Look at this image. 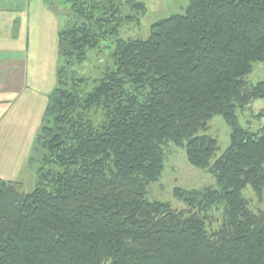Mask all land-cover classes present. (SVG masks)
Instances as JSON below:
<instances>
[{"label": "trees", "instance_id": "trees-1", "mask_svg": "<svg viewBox=\"0 0 264 264\" xmlns=\"http://www.w3.org/2000/svg\"><path fill=\"white\" fill-rule=\"evenodd\" d=\"M66 2L28 160L36 184L0 177V264H264V209L244 194L264 195V125L240 121L264 99V80L249 79L264 62V0H189L147 38L121 36L123 0ZM105 48L99 77L78 71ZM215 116L230 127L220 155L202 133ZM170 142L216 178L175 187L181 209L148 196Z\"/></svg>", "mask_w": 264, "mask_h": 264}, {"label": "rangeland", "instance_id": "rangeland-1", "mask_svg": "<svg viewBox=\"0 0 264 264\" xmlns=\"http://www.w3.org/2000/svg\"><path fill=\"white\" fill-rule=\"evenodd\" d=\"M13 1L0 0V8L9 7L18 1L20 5L15 16V30L16 32L19 30L21 35L23 20H29V27L32 32L30 40L25 41L24 47L22 42H18L20 46L15 51L16 54H11L5 58L0 57V77H5V80L0 81V87L4 89H0V138L7 137L8 134L14 132L12 141L14 138L28 141L32 136L36 137L38 121L46 107V95L53 85L54 67L58 63L57 36L59 29L65 24L70 4L66 0ZM129 1L132 2V0H123L124 3H127L125 13L131 15L130 20L122 26L121 36L126 38H147L153 23L171 14L184 12L189 4V0H136L143 2L145 9L138 11L136 7L132 6L133 4H128ZM38 2L46 4L47 8L54 11V14L47 15L45 10L38 12ZM28 6L29 11L26 9L23 11L24 7ZM26 12H28V16ZM0 44L3 43L0 42ZM109 53L108 48H105L104 51H96V53L91 52L90 59L83 66L77 67L78 71L87 77H99L101 72L110 64ZM11 64L15 67L12 68ZM5 67L6 69L10 68L11 72L5 74V69H2ZM14 68L18 72L17 82L12 76ZM249 79L251 82L264 80V62L255 64V69ZM7 110L11 111L7 113ZM240 116L241 123L245 126H251L253 130L263 126L264 99L253 102L240 112ZM11 122H13L14 131L9 130L4 133L7 127H3L4 124L7 125ZM22 122L26 124L25 129L20 127ZM202 133L211 135L218 140L220 147L218 155L230 143V127L221 116L213 117L209 122V128ZM35 137L32 139L33 143L31 142L32 147ZM0 144V177L3 179L13 178L15 180L12 181L22 183L25 191L32 190L36 184V173L30 167L29 161L23 163L25 156L22 148L16 150L13 147V142L10 143L8 140L6 143L1 142ZM215 184L216 178L209 170L198 168L188 161L185 147L170 142L166 146V159L162 175L158 181L150 184L148 196L151 200L171 202L174 208L181 209L184 204L175 197V187L201 189ZM244 192L253 207L264 209V195L260 198L251 187H247ZM219 213L216 211L214 214L213 226L219 218Z\"/></svg>", "mask_w": 264, "mask_h": 264}, {"label": "crops", "instance_id": "crops-1", "mask_svg": "<svg viewBox=\"0 0 264 264\" xmlns=\"http://www.w3.org/2000/svg\"><path fill=\"white\" fill-rule=\"evenodd\" d=\"M19 5H20L19 2L15 1V4L12 3L11 5H9V7L0 8V42L3 43V44H0V57H4L5 58V57H8V56H11V54H14V53L16 54L15 51H17V49L20 46L18 42L19 41L22 42V46L24 47L25 41L30 40V38H31V32L32 31H31V28L29 27V20L28 21L23 20V23H22V34L21 35L19 33V30H17V32L15 30V22H16V17L15 16L17 14V10L19 8ZM37 5H38V7H37L38 8V12H41V10H45L47 12V15L51 14V13L54 14V11H52L50 8H47L46 4L44 5V3H42V2H38ZM25 9H26V11H29V6L28 7H24L23 11H25ZM1 11H3V12H1ZM26 14L28 16V12H26ZM61 24L62 23L60 21V26H61ZM57 38H58V36H57ZM10 41H12L13 43H11ZM57 61H58V59H57ZM57 65H58V63H57ZM57 65H55V67H54V72H55L54 75H55V77H54L53 85H52V87L50 89V92L53 90V88L56 85V81H57ZM13 67H15V66L12 65V68ZM2 69H5V74H8V73L11 72L10 68L6 69V67H5V68H2ZM17 74H18V72L16 71V68H14L12 76H13L15 82H17L16 80H18V75ZM2 79L5 80V77H3V78L0 77V81H2ZM0 89L4 90L2 87H0ZM49 93H48V95H49ZM48 95H46V98H47L46 99V105L48 103ZM12 107L13 106L11 105V108ZM45 108L43 110V113H41L42 116L44 114ZM10 111L11 110H7V113L10 112ZM0 116H1V112H0ZM42 116H41V119H42ZM41 119L38 121V124H39L38 128L40 126ZM25 125H26L25 122H22L20 124V127L22 129H25ZM3 127H6L4 133L6 131H9V130H13L14 131L13 122L8 123L7 125L4 124ZM38 128H37V130H38ZM12 135H14V132L8 134L7 137L0 138V143L3 142V144H4L8 140L10 143L13 142V145H14L13 147L16 150H18L19 148H22V151H24V156H25L23 163L25 164V163H27V161L29 159L30 149H31L32 143H33L32 139L35 136H32L31 138H29L28 141H26L25 139L24 140H17L15 138L12 141L11 138L14 137V136L12 137ZM20 135L21 136H25L23 134H20ZM0 146H1V144H0ZM7 180H15V179L8 178Z\"/></svg>", "mask_w": 264, "mask_h": 264}]
</instances>
